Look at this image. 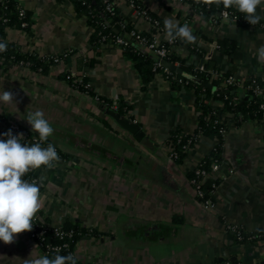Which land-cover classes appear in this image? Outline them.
<instances>
[{"label":"crops","instance_id":"1","mask_svg":"<svg viewBox=\"0 0 264 264\" xmlns=\"http://www.w3.org/2000/svg\"><path fill=\"white\" fill-rule=\"evenodd\" d=\"M134 1L161 24L160 32L138 18L127 0H115L124 23L159 42L166 40L165 18L188 24L194 42L179 39L171 49L186 65L199 68L211 61L242 83L264 80V63L254 51L264 44V19L253 26L241 14L244 25L236 18L215 23L180 0ZM18 4L32 23L28 29H7L5 43L21 55L68 56L45 72L0 65V91L14 94V104L0 103V116L32 132L25 118L39 109L54 129L47 142L59 160L51 169L30 171L42 200L36 215L50 227L78 225L95 233L75 244L76 259L82 264H263L264 121L249 120L226 133L219 167L224 179L214 191L215 210H206L193 195L188 173L213 150L216 138L200 137L181 163L169 160L165 146L175 129L195 131L199 113L193 90H173L163 74L143 88L122 45L92 42L93 29L71 0ZM261 8L257 13L264 17ZM220 41L231 42L233 51L217 48ZM81 79L91 94L74 86ZM120 103L123 113L112 108ZM101 105L136 123L158 145L155 152L121 131ZM212 106L222 116L221 105ZM226 225L254 239H239ZM31 252L34 258L43 255L24 232L11 244L0 242V264H23Z\"/></svg>","mask_w":264,"mask_h":264},{"label":"trees","instance_id":"2","mask_svg":"<svg viewBox=\"0 0 264 264\" xmlns=\"http://www.w3.org/2000/svg\"><path fill=\"white\" fill-rule=\"evenodd\" d=\"M76 12L83 14L87 17L88 25L93 29L92 42L99 45V43L115 45L117 38H123L128 35L133 27L126 23L120 15L118 8L116 7L115 0H108L113 3L111 11L105 10V4L102 0H71ZM135 2V1H134ZM183 4H188L193 13L208 17L212 19V22L218 23L221 19V13L226 11L229 14V18L239 19L240 24L244 25L245 20L240 13H237L232 8L225 9L222 5L217 7L216 5L207 6L203 3H196L195 0H182ZM136 4V3H135ZM18 0H0V43L6 44V50L0 52V65H26L31 69L45 72L50 64L53 63V58H36L33 56L21 55L16 52L11 46L4 41L5 31L9 28H22L23 23L26 24L24 29H28L32 23L31 14L24 10V15H19ZM150 15V14H149ZM151 16V15H150ZM152 17V16H151ZM154 19V17H152ZM160 24V23H159ZM160 24V28H161ZM155 31L160 32L157 28ZM148 38H151L149 34H145ZM123 50L126 53V57L132 62L134 69L136 70L140 82L145 88L151 83L158 75L163 74L170 83L173 90L187 89L193 90L195 96V106L199 113L198 124L195 131L192 134H185L180 129L172 131L169 139L165 142V146L172 148L178 155L175 162L181 163L185 158L187 152L183 150V147L188 144L192 148L198 139L202 136L213 135L217 144L214 149L195 167V169L203 170L206 173L211 172V168L214 164L221 165L222 163V145L224 137L221 131L227 133L230 129L239 127L241 124L249 121H264V109H260V104L264 103V80L258 77L243 82L242 89L237 85H225V81L229 76H233L232 73H220L217 67L207 61L203 65V70L198 67L195 68L191 65H186L184 60L174 57L172 54L166 56V60L171 63L178 62L179 68L183 73L196 77L202 80L204 83L210 84L211 89L204 88L201 85L189 82L185 78L169 73L165 75L162 68L156 66L150 53L140 47L137 43H125L122 45ZM218 48L226 50L227 54L233 51L234 45L228 41L218 42ZM217 72V77H212L211 74ZM71 82V79H70ZM72 83V82H71ZM85 81L74 84V86L85 94H91L90 90L84 88ZM258 87L261 90V95L257 96L254 93V89ZM249 99L243 102L245 97ZM242 105H240V103ZM213 103H219L221 105V114L223 120H219L217 116L213 115L215 111L212 106ZM105 104L110 106V102ZM117 110L123 113V104H119ZM228 120H231V124H227ZM48 142L45 141V147ZM195 169L188 173L189 180L196 178ZM24 179L32 181L34 176L31 172L27 173ZM219 183L217 178L206 179L201 184L202 192L204 193V199L214 200V191ZM33 226L30 232H26L28 235H34L32 239L40 252L43 255L53 258L56 254L68 255L74 252L75 244L78 240L86 235H94L93 231L86 228H81L78 225L62 227L65 232H72L70 239L60 241L54 236L53 228L47 225V222L40 220ZM242 239L254 238L251 235H244L242 233ZM63 242L68 244V249H61L59 253H53L50 251L51 247H60ZM76 264H82L76 259Z\"/></svg>","mask_w":264,"mask_h":264},{"label":"clouds","instance_id":"3","mask_svg":"<svg viewBox=\"0 0 264 264\" xmlns=\"http://www.w3.org/2000/svg\"><path fill=\"white\" fill-rule=\"evenodd\" d=\"M195 2L235 9L253 26L264 19L257 13V9L264 5V0H195ZM261 10L264 11V8ZM164 33V38L169 42L180 39L191 43L195 40L187 23L181 26L178 21L169 18L164 19ZM5 50L6 44L0 43V52ZM254 51L257 61L264 63V44L255 47ZM0 103L14 104V94L11 91H0ZM25 120L31 126L32 132L38 134L37 142L31 145L22 143L23 134L13 135L11 129L2 134L6 139H0V242L4 244H11L19 234L30 232L33 220L42 207L38 183L24 179L25 175L41 167L51 169L59 160L53 144L41 146L54 132L44 113L35 109L27 114ZM56 251L59 253L61 249L57 248ZM23 264H76V256L69 253L56 254L53 258L47 255L34 258L31 252Z\"/></svg>","mask_w":264,"mask_h":264},{"label":"built area","instance_id":"4","mask_svg":"<svg viewBox=\"0 0 264 264\" xmlns=\"http://www.w3.org/2000/svg\"><path fill=\"white\" fill-rule=\"evenodd\" d=\"M182 2V0H180ZM103 4H105V10L110 12L113 3L108 2V0H102ZM128 5L135 11V15L144 20L145 22L151 24L152 26H154L155 28H157L160 31V24L157 20L153 19L149 13L144 10L139 8L134 0H127ZM19 15L23 16L24 15V10L20 9L19 10ZM221 18H229V14L226 11H223L221 13ZM125 24V23H124ZM26 26L25 23H23L21 25L22 28H24ZM162 32V31H161ZM129 38L137 43L140 47L144 48L148 53H151L155 56H157L160 59H165L166 56H168L169 54H171V49L179 42V39L175 40L174 42H169L168 40H164L162 42L157 41L156 39H154L153 37L148 38L147 35L143 34V33H139L136 30H131L130 33L128 34ZM116 43L120 44V45H124L126 42L123 38H117L116 39ZM218 48V47H217ZM68 56V53H62L60 56L58 57H53V62L57 63L59 62L61 59L65 58ZM166 60V59H165ZM156 66L159 67V65L157 64ZM200 70H203V66L199 67ZM165 72V75H169L168 70L163 69ZM212 77H217L218 74L217 72H213L211 74ZM83 79V77H82ZM81 79V82H83V80ZM165 80L168 81V79L165 77ZM169 82V81H168ZM225 85H237L238 88L242 89V82L236 80L233 76H229L228 79L225 81ZM84 88L89 90L90 89V84L89 83H85L84 84ZM254 93L259 96L261 95V90L256 87L254 90ZM112 108L117 109L116 105H113ZM260 109H264V103L260 104ZM213 115L217 116V118L219 120H223L222 116L219 115L216 111L213 112ZM9 129H11L13 135H16L18 133H22L23 134V140L22 143H26L31 145L32 143H35L38 141V135L33 134L32 132H30L26 127L22 126L20 123L15 122V121H6L3 117L0 116V139H6V137H4L2 134L7 132ZM221 134L223 137H225L226 133L225 131H221ZM200 139V138H199ZM42 147H45V142L42 143L41 145ZM191 148L188 146V144L186 146L183 147V150L185 152H188ZM214 149V148H213ZM57 153L59 154L58 150L56 149ZM168 158L171 161H176V159L178 158L177 153L172 149L169 148L168 149ZM219 164H214L211 168V172L210 173H206L203 170H199V169H195V176L196 178L190 180V185L192 187V190L196 196V199H198V201L200 202V204L204 207V209L206 210H210V211H214L215 210V203L213 202V200L211 199H204V193L202 192L201 189V184L204 180L206 179H210V178H217L219 181L224 179L223 175L219 174ZM31 182H36L35 179H33ZM214 188H216V185H213ZM41 220V219H40ZM39 221V217L38 215H36V218L33 220V226H35V224ZM53 231H54V236L59 239L60 241L65 240V239H70L72 237V232H65L62 230L61 227H52ZM226 230L228 231H232L235 232L237 234V237L239 239H242L243 237L241 236V233L239 232V230H237V228L235 226H231V225H226ZM31 239L34 238V235H29ZM57 248L59 249H68V244L66 242H63V245L60 247H51L50 251L53 253H57ZM74 255V252L71 253ZM75 256V255H74ZM226 264H230V263H226Z\"/></svg>","mask_w":264,"mask_h":264},{"label":"water","instance_id":"5","mask_svg":"<svg viewBox=\"0 0 264 264\" xmlns=\"http://www.w3.org/2000/svg\"><path fill=\"white\" fill-rule=\"evenodd\" d=\"M132 40L125 39L126 43H131ZM151 54V53H150ZM151 57L153 58L154 62L159 65L160 68L168 70L169 72H172L176 75H179L189 82H192L197 85H201L204 88L211 89L212 86L210 84L204 83L202 80L190 76L188 74H185L182 72V70L176 66L175 64L165 60L160 59L155 55L151 54ZM249 97H245L243 102L247 101ZM240 105H242V103ZM102 113L108 117L114 124L123 132L129 134L133 137V139L142 147L145 149L148 153L152 154L157 149L158 145L154 144L150 138L140 129V127L134 123L132 120L127 118L126 116L120 114L117 110H114L110 107L106 106H99ZM264 264V261L262 262Z\"/></svg>","mask_w":264,"mask_h":264},{"label":"rangeland","instance_id":"6","mask_svg":"<svg viewBox=\"0 0 264 264\" xmlns=\"http://www.w3.org/2000/svg\"><path fill=\"white\" fill-rule=\"evenodd\" d=\"M193 195H194V197L196 198V196H195L194 192H193Z\"/></svg>","mask_w":264,"mask_h":264}]
</instances>
